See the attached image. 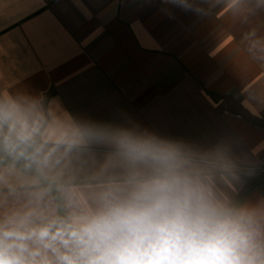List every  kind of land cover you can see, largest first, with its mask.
I'll return each mask as SVG.
<instances>
[{
    "label": "clouds",
    "instance_id": "obj_1",
    "mask_svg": "<svg viewBox=\"0 0 264 264\" xmlns=\"http://www.w3.org/2000/svg\"><path fill=\"white\" fill-rule=\"evenodd\" d=\"M160 2L201 18L210 0ZM245 41L264 63V31ZM262 152L264 141H190L0 88V264H264V193L243 195Z\"/></svg>",
    "mask_w": 264,
    "mask_h": 264
},
{
    "label": "crops",
    "instance_id": "obj_2",
    "mask_svg": "<svg viewBox=\"0 0 264 264\" xmlns=\"http://www.w3.org/2000/svg\"><path fill=\"white\" fill-rule=\"evenodd\" d=\"M162 7L160 0H0V88L44 93L74 115L130 118L190 141H264V63L245 41L250 30L264 31V10L249 15L210 0L198 18L178 9L170 17ZM260 193L264 171L243 195Z\"/></svg>",
    "mask_w": 264,
    "mask_h": 264
}]
</instances>
